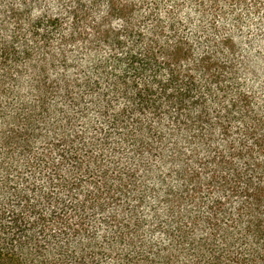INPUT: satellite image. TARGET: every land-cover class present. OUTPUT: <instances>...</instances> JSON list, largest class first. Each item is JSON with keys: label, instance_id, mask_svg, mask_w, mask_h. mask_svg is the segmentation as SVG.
Wrapping results in <instances>:
<instances>
[{"label": "trees", "instance_id": "trees-1", "mask_svg": "<svg viewBox=\"0 0 264 264\" xmlns=\"http://www.w3.org/2000/svg\"><path fill=\"white\" fill-rule=\"evenodd\" d=\"M263 43L264 0H0V264H264Z\"/></svg>", "mask_w": 264, "mask_h": 264}, {"label": "rangeland", "instance_id": "rangeland-1", "mask_svg": "<svg viewBox=\"0 0 264 264\" xmlns=\"http://www.w3.org/2000/svg\"><path fill=\"white\" fill-rule=\"evenodd\" d=\"M262 51L264 52V43L262 44ZM264 60H260L259 64L255 65L256 71H257V76H258V81L256 82L257 84L264 82V64H262Z\"/></svg>", "mask_w": 264, "mask_h": 264}]
</instances>
